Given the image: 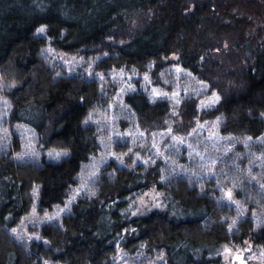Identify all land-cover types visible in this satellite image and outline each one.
<instances>
[{"label": "trees", "instance_id": "obj_1", "mask_svg": "<svg viewBox=\"0 0 264 264\" xmlns=\"http://www.w3.org/2000/svg\"><path fill=\"white\" fill-rule=\"evenodd\" d=\"M48 46L95 58L103 73L133 70L159 82L171 64L180 66L218 94L208 116L221 120V134L264 135V0H0V94L9 121L33 128L47 149L66 151L38 163L0 151V264H115L119 251L165 264H221L227 246L264 251L259 188L236 191L246 212L238 221L218 191L165 179L161 162L134 169L112 162L60 224H44L39 239L14 237L36 206L44 213L67 201L98 149L88 119L107 103L99 81L46 62ZM173 55L178 60L167 61ZM124 102L147 132L163 129L171 112L170 102L142 89ZM198 104H184L182 125L201 117ZM154 188L162 204L139 214L133 201Z\"/></svg>", "mask_w": 264, "mask_h": 264}, {"label": "rangeland", "instance_id": "obj_2", "mask_svg": "<svg viewBox=\"0 0 264 264\" xmlns=\"http://www.w3.org/2000/svg\"><path fill=\"white\" fill-rule=\"evenodd\" d=\"M87 56L83 53L65 54L50 46L43 52V59L58 73L99 81L107 103L88 119V124L97 131L98 149L83 167L67 201L44 213L38 212L36 206L28 217L22 219L19 227L12 230L19 241L39 239V230L44 224H60L71 205L90 194L100 171L112 162L130 169L137 164L153 166L161 162L165 179L187 178L203 188L218 191L220 199L238 211V221L246 212L236 199V191L250 185L259 188L264 195V135L251 140L221 134V120L208 116L219 96L205 83L174 64L168 67L167 74H161L160 82L149 75L140 78L133 70L103 73L96 68L97 59ZM177 60L175 55L167 59ZM137 89L149 94L153 101L166 99L171 103V112L164 120L163 129L147 132L135 122V116L124 100ZM190 100L198 101L201 117L188 128L182 125L181 113L184 104ZM10 111L8 99L0 94V151L12 150L16 161L34 163L41 162L43 158L58 161L66 155V151L61 149H47L30 126L11 125ZM161 202L162 194L154 188L138 196L133 205L143 215L159 209ZM221 255V264H240L234 260L236 255H242L244 264H264V251L253 249L251 244L240 249L227 246L221 250ZM115 264L165 262L163 258L136 257L119 251Z\"/></svg>", "mask_w": 264, "mask_h": 264}, {"label": "water", "instance_id": "obj_3", "mask_svg": "<svg viewBox=\"0 0 264 264\" xmlns=\"http://www.w3.org/2000/svg\"><path fill=\"white\" fill-rule=\"evenodd\" d=\"M234 260H238L240 264H244V262L242 261V255H236Z\"/></svg>", "mask_w": 264, "mask_h": 264}]
</instances>
